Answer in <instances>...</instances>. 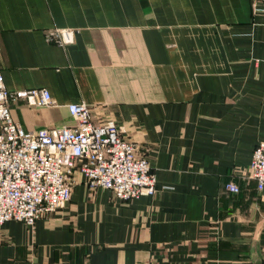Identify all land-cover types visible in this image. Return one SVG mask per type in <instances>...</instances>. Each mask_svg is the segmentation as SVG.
I'll return each mask as SVG.
<instances>
[{
  "label": "crops",
  "instance_id": "0c3cea01",
  "mask_svg": "<svg viewBox=\"0 0 264 264\" xmlns=\"http://www.w3.org/2000/svg\"><path fill=\"white\" fill-rule=\"evenodd\" d=\"M77 30L73 43L47 41ZM0 72L26 130L73 126L87 103L117 122L157 175L132 201L82 182L33 227L9 221L0 264H264V189L249 176L264 141L261 0H0ZM237 185L239 193L227 186Z\"/></svg>",
  "mask_w": 264,
  "mask_h": 264
},
{
  "label": "built area",
  "instance_id": "2783aa9c",
  "mask_svg": "<svg viewBox=\"0 0 264 264\" xmlns=\"http://www.w3.org/2000/svg\"><path fill=\"white\" fill-rule=\"evenodd\" d=\"M46 35L48 42L63 45L73 40L74 31L51 29ZM15 95L28 96L34 106L55 105L45 88L14 94L0 72V234L9 221L33 227L44 215L64 208L80 182L91 190H110L122 201L157 194L153 166L137 154L135 143L123 138V128L97 124L87 104L71 103L73 126L29 131L13 118L9 105ZM249 171L263 190L264 141L255 146ZM227 188L240 192L234 183Z\"/></svg>",
  "mask_w": 264,
  "mask_h": 264
},
{
  "label": "rangeland",
  "instance_id": "374dc122",
  "mask_svg": "<svg viewBox=\"0 0 264 264\" xmlns=\"http://www.w3.org/2000/svg\"><path fill=\"white\" fill-rule=\"evenodd\" d=\"M262 1V0H261ZM263 2V1H262ZM68 30H73V29H68ZM74 31V35H73V40L71 41V42H66L65 44H63V45H61V46H65V45H68V44H70V43H73L74 42V39H75V35H76V33H77V30H73ZM66 33H67V31H66ZM67 35V34H66ZM7 88V87H6ZM40 89H44V88H40ZM32 90H35V89H32ZM10 91V90H9ZM12 92V91H11ZM21 92H28V91H13V93L14 94H18V93H21ZM16 96V98H15V100H13L12 102H11V104L9 105L10 106V109H11V111H12V103H15V102H17L19 99H26V101L29 103V101H28V96H23V97H18V95H15ZM81 103H84V102H81ZM30 104V103H29ZM85 104H87V103H85ZM31 105V104H30ZM69 105V104H68ZM88 105V104H87ZM36 106V105H35ZM36 107H40V106H36ZM67 107V106H66ZM88 107H89V110H90V112H91V108H90V106L88 105ZM91 115H92V113H91ZM93 118V117H92ZM105 124H113V125H118V127H121V128H123V138H125V139H127V140H129V141H132L133 143H135L133 140H131V139H129V138H127L126 137V131L128 132V129H127V127L125 126V125H120V124H118L117 122H108V123H105ZM70 126V125H69ZM136 144V143H135ZM137 146V145H136ZM138 154V153H137ZM140 156V155H139ZM140 157H144V156H140ZM146 158V157H145ZM249 176H250V171H249ZM251 178V177H250ZM252 179V178H251ZM78 185H76L75 187H77ZM87 189H88V191H89V195L91 196V198H94V197H96L97 196V193H95L97 190H107V189H103V188H101V189H97V190H91V189H89L88 187H87ZM74 190H75V188H74ZM107 191H109L110 193H112V191H110V190H107ZM112 196L113 197H115V195L112 193ZM72 198H73V195H72ZM116 198V197H115ZM117 199V198H116ZM72 200V199H71ZM70 200V201H71ZM70 203V202H69ZM69 203L64 207V208H66L68 205H69ZM64 208H60V209H58L57 211H60V210H63ZM57 211H55V212H57ZM55 212H53V213H55ZM52 213V214H53ZM47 215V214H46ZM46 215H44V216H46ZM42 218V217H41ZM26 225V224H25ZM28 226V225H27ZM28 227H30V226H28Z\"/></svg>",
  "mask_w": 264,
  "mask_h": 264
}]
</instances>
